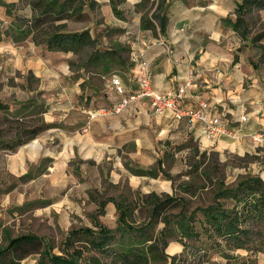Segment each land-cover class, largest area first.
<instances>
[{
	"label": "crops",
	"instance_id": "0c3cea01",
	"mask_svg": "<svg viewBox=\"0 0 264 264\" xmlns=\"http://www.w3.org/2000/svg\"><path fill=\"white\" fill-rule=\"evenodd\" d=\"M2 1L17 4L18 0ZM95 1L104 14L99 27H95L92 18L90 24L94 29L87 24L74 31L88 28L91 36L97 39L109 32L114 43L119 42L129 49L126 54L129 69L121 74L126 75L127 83L120 73H114L120 77L125 95L139 91L137 68L145 60L154 90L165 93L187 80L193 81L195 86L177 104L195 108L196 97L200 95L208 102L210 113L221 117L234 132V137L217 134L213 141L205 139L199 121L176 120L169 110L156 114L145 96L133 99L119 112L97 113L90 118L92 112L102 107L94 105L96 94L100 93L107 100L103 107H111L123 98L109 83L110 77L106 79V91L94 86L83 90L81 83L89 74L81 71L82 74L75 77L74 73L80 72L69 67V61L75 58L72 52L50 51L42 44L33 43L30 37L18 43L6 38L0 42V48L25 43L26 53L38 52L39 57H36L50 66L42 70L31 65L27 67L41 81V98L47 108L45 122L51 125L36 137L40 146L33 141L20 148L29 145L34 148L30 149L31 155L51 158V172L56 163L77 159L97 168L100 183H127L132 190L158 194H171L170 180L161 174L155 178L136 175L130 167H152L160 160L166 168L165 158L176 157L181 150L189 149L188 143H193L199 152H231L241 156L259 153L256 150L264 143V61L258 62L257 48L222 21L235 16L234 9L240 0H169L168 22L163 35L158 30L140 27L141 12L135 10L140 0L125 1L121 7L124 19L115 17L109 0ZM12 12V15L25 18L32 14L29 5L23 11L15 8ZM12 18L0 2V20L7 25ZM260 43L264 44V38ZM242 115L245 121L240 120ZM255 134L261 135L262 142L252 140ZM42 142L49 145L45 153ZM166 169L171 174L174 172ZM100 183L94 187H100ZM178 245L181 252L183 246Z\"/></svg>",
	"mask_w": 264,
	"mask_h": 264
},
{
	"label": "trees",
	"instance_id": "16d2710c",
	"mask_svg": "<svg viewBox=\"0 0 264 264\" xmlns=\"http://www.w3.org/2000/svg\"><path fill=\"white\" fill-rule=\"evenodd\" d=\"M125 1L109 0L113 14L119 19L125 18L121 8ZM0 2L5 6L6 14L13 17L7 25L0 20V42L11 38L13 42L18 43L30 37L33 43L42 44L50 51L72 52L75 56L84 48L90 47L91 51L86 60L79 65L80 73H74L75 77L81 75V71L92 76L110 74L111 77L116 75L113 72L124 74L129 69L126 55L129 49L126 46L116 42L108 47H99L97 37H92L88 28L74 31L56 24L62 20L84 19L88 16L84 7L92 10L99 6L95 0H25V4L29 5L32 12L29 18L18 14L12 15V10L16 8L14 3L2 0ZM168 6L169 0L137 2L135 10L141 12L140 27L158 30L161 35L165 34ZM252 8L264 9V0H240L234 9L235 16H228L222 21L230 25L242 39L249 40L259 52L258 62H263L264 44H261L260 40L264 38V29L252 33L245 18L248 10ZM115 31L120 32L121 29ZM74 65H76L74 61H69V67L73 71ZM92 76H88L81 83L83 90L86 87L93 88ZM14 103L12 107L0 99V113L8 115L11 117V123H15V126H11L14 135L8 139L3 138V131L0 129V150L10 152L36 138L51 125L41 120L40 123L25 125L19 121L20 114L24 113L23 108L27 105L35 110V101L29 99L26 102ZM29 112L32 114L35 111ZM193 150L195 157H198V163L194 166L197 171L205 151L199 152L196 148ZM42 160L44 158L37 165V169ZM161 162L157 160L152 167L130 169L136 175L154 178L161 174L163 178L171 180L172 187L175 186L173 184L175 176L163 168ZM190 172H193V168ZM201 174L212 180L209 169H201ZM29 177L31 175L27 172L19 179L25 180ZM214 180L211 202L190 211L187 209L186 199L178 197L175 193L169 195L137 191L134 199L125 194L105 197L98 202V211L103 214L105 205L112 202L117 212L114 227L93 216V227L85 226L68 231L60 253L50 251L49 244L38 235L22 234L8 237L6 245L0 247V264H18L23 257L19 254L20 250L40 244L44 245V248L37 251L39 257L33 264H175L177 256L168 258L165 253L168 238L171 236H174L172 240L183 246L181 253L196 254L203 251L201 258L206 259H210L211 252L220 253L228 258L235 257L233 253L238 249L264 252V232L253 228L254 225L264 226V180L257 173L238 176L236 182L232 184L220 177ZM203 187V184L198 185L194 181H189L180 189L184 194L195 196ZM179 203H181L179 211L175 215L162 217L163 226L158 227L162 211ZM137 207L146 210L147 219L140 222L132 220ZM256 235H262L263 238L260 239Z\"/></svg>",
	"mask_w": 264,
	"mask_h": 264
},
{
	"label": "rangeland",
	"instance_id": "374dc122",
	"mask_svg": "<svg viewBox=\"0 0 264 264\" xmlns=\"http://www.w3.org/2000/svg\"><path fill=\"white\" fill-rule=\"evenodd\" d=\"M17 10L23 11L25 0H18ZM88 13L84 19H70L66 22H56L63 25L66 30L79 29L87 24L92 26L91 19L95 22V27H99V21L103 19L104 14L100 6L89 10L84 7ZM249 22L252 33L264 29V9L252 8L245 15ZM102 28V26H100ZM91 28V29H92ZM110 34L100 36L97 41L99 47H108L114 44ZM91 48H84L79 55L74 58L76 65L72 66L75 71H79V65L86 60ZM38 55L34 52L26 53V44H14L11 47L0 48V99L14 107V101L18 103L27 100L35 101V110L33 107L26 106L23 108L24 113L20 114L19 121L25 125L31 123H40L45 121L47 115L41 98V81L35 77L33 70L27 69L28 65L32 68L40 67L50 68L47 61H40ZM39 65V66H37ZM42 70V69H41ZM119 74L118 72H113ZM112 73V74H113ZM121 75V74H119ZM92 76V74H89ZM91 84L106 91V79L110 74L105 76H92ZM124 82L127 83L126 75H121ZM95 106H105V99L100 93L95 95ZM44 107V108H43ZM45 111H44V110ZM29 111H35L32 114ZM41 111V112H40ZM40 112V113H39ZM35 113V114H34ZM11 126V117L0 113V129L3 131V138L8 139L14 135ZM35 141L38 146V139L34 138L28 142ZM43 153L49 149V145L42 142ZM27 144V143H26ZM189 149L181 150L178 155L165 158L166 168L174 171L172 173L174 189L171 194L178 197H184L187 201V209L190 211L197 206H205L211 202L214 188V179L220 177L227 183H234L238 176L246 173H257L264 179V143L257 148V152L244 154L243 156L231 152L205 151L201 164H198L197 171L194 169L198 163V157L193 153L194 144L188 143ZM29 145L25 148L18 147L11 153H0V247H4L8 237H15L22 234H34L40 236L44 242L50 246V251L60 253L61 247L66 234L73 228L93 227L92 217H96L104 224L114 227L117 217L115 205L110 202L104 207V212L98 211V202L105 197H117L120 194L136 198L137 190L124 183L123 185H113L109 182H99L97 168L93 164L82 163L77 159L68 163L58 162L53 166V172L49 170L53 165V160L44 157L40 167L37 169L41 159L40 155H31ZM40 149V148H39ZM181 149V148H180ZM259 149V150H258ZM10 152V151H8ZM23 159L25 161L23 162ZM67 164V165H66ZM193 168V172L192 171ZM201 169H209L212 180L202 176ZM29 172L31 177L20 180L19 177ZM168 180V179H167ZM171 181V180H170ZM194 181L196 184H203L195 196L184 194L180 187L184 183ZM101 184L100 187L94 185ZM172 183V182H171ZM140 192V191H139ZM168 194V193H161ZM177 206L165 208L160 217L158 227L163 226L161 221L164 216L175 215L180 209ZM148 218L145 209L137 207L133 219L140 222ZM256 231L264 232L263 225H254ZM260 239L262 235H256ZM165 247V253L168 258L176 255L175 264H264V252H251L244 249L234 251L235 257L228 258L217 252H211L210 259L201 258L203 251L181 253L178 250V242L174 236L168 238ZM44 245L24 247L19 254L23 257L18 264H33L39 257L38 250H42ZM178 250V251H177ZM191 251V250H190ZM7 257L4 258L6 260Z\"/></svg>",
	"mask_w": 264,
	"mask_h": 264
},
{
	"label": "built area",
	"instance_id": "2783aa9c",
	"mask_svg": "<svg viewBox=\"0 0 264 264\" xmlns=\"http://www.w3.org/2000/svg\"><path fill=\"white\" fill-rule=\"evenodd\" d=\"M137 73L136 82L139 86V91L128 95H125V87L120 77L117 75L111 76L109 78V83L118 94L123 95V98L120 102L111 107H101L95 112H92L90 118L95 117L97 113L108 114L110 112H119L133 99L145 96L149 98L153 111L156 114H161L164 110H169L176 120L186 118L190 122L199 121L202 124L203 136L205 139L213 141L217 134L234 137V132L226 126L223 119L210 113L208 102L200 95L196 97L197 107L195 108H183L177 104V101L182 99L187 93H190L189 91L195 86L193 81L187 80L175 90L159 93L151 86L150 70L147 61L142 60L139 63ZM240 120L245 121V115H242ZM252 140L255 142H262V137L261 135L255 134L252 136Z\"/></svg>",
	"mask_w": 264,
	"mask_h": 264
}]
</instances>
